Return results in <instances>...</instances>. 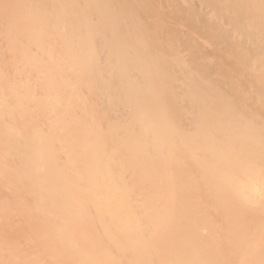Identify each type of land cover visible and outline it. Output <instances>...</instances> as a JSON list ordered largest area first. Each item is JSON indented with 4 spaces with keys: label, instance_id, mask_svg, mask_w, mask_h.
I'll return each instance as SVG.
<instances>
[{
    "label": "bare ground",
    "instance_id": "1",
    "mask_svg": "<svg viewBox=\"0 0 264 264\" xmlns=\"http://www.w3.org/2000/svg\"><path fill=\"white\" fill-rule=\"evenodd\" d=\"M0 264H264V0H0Z\"/></svg>",
    "mask_w": 264,
    "mask_h": 264
}]
</instances>
